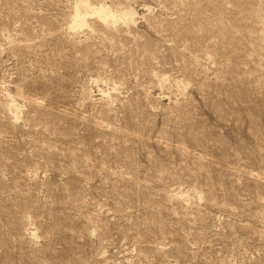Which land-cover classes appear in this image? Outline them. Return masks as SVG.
Here are the masks:
<instances>
[{
    "label": "rangeland",
    "instance_id": "rangeland-1",
    "mask_svg": "<svg viewBox=\"0 0 264 264\" xmlns=\"http://www.w3.org/2000/svg\"><path fill=\"white\" fill-rule=\"evenodd\" d=\"M85 1L0 0V264H264V0Z\"/></svg>",
    "mask_w": 264,
    "mask_h": 264
},
{
    "label": "bare ground",
    "instance_id": "bare-ground-1",
    "mask_svg": "<svg viewBox=\"0 0 264 264\" xmlns=\"http://www.w3.org/2000/svg\"><path fill=\"white\" fill-rule=\"evenodd\" d=\"M89 18H94L95 21L102 22L106 26L110 27L117 24H124V25L129 24V22L133 21V13L130 11H123V12L113 11L109 8V6L107 7L104 4L98 7L95 6L93 7L87 1L80 0L79 4L78 5L76 4L75 6L74 14L71 18L70 29L78 30L83 27H88ZM166 79L164 78V76L160 77L159 83L163 85ZM175 84L177 88H181L179 85V81L178 82L176 81ZM98 92L100 99L106 97L104 95L105 93L102 90H98ZM15 104L10 100V102L6 105V110L14 117V119L19 115V108H18L19 106L17 107Z\"/></svg>",
    "mask_w": 264,
    "mask_h": 264
}]
</instances>
